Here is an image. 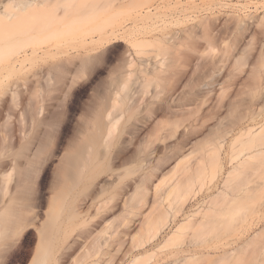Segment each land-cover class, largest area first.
Returning <instances> with one entry per match:
<instances>
[{"label":"rangeland","instance_id":"rangeland-1","mask_svg":"<svg viewBox=\"0 0 264 264\" xmlns=\"http://www.w3.org/2000/svg\"><path fill=\"white\" fill-rule=\"evenodd\" d=\"M252 1L255 0L54 1V6L57 7L56 12L60 15L55 19L56 21H52V23L48 25L45 24L46 20H38L34 23L35 25H32V27L34 26L32 29L34 32H37L38 30L36 29L39 28L38 34L42 39L35 44L39 46L41 50L39 49L40 51L37 53L30 54L26 58H23L22 64H17L13 69L8 65V59L0 55V152L6 149L11 157L17 153V158L22 163L27 160V157H31L37 162V166L40 168L38 183L43 184L41 189L45 197V201L40 206L42 211L47 208L50 197L61 187L59 186L60 184H58L60 182L58 179V169L61 165L68 139V136L63 131L65 116L70 115L72 122L74 124H80L85 133L86 130L94 128L96 114L100 111L99 109L103 105H113L114 92L124 96L130 92V88L133 89V85L131 84L136 82L134 83L138 84V86L134 85V88L136 87L135 89L138 90V93L136 92V97L139 96L140 88L145 90L144 93L140 90L143 94L139 96L140 102L143 99L145 100L144 102L147 101V103L143 102L144 105L149 104L148 106L151 105L154 107L159 104L166 106L168 104L173 105L174 103L176 106V104L179 103L181 104L179 106H182L185 110L177 106L176 108H180V110L179 112L176 111V113H180L181 111V113H183L184 111V116V113L180 114L185 121H183L182 118V125L176 126L178 130H176V134L170 141H166L168 148L164 149L161 147L162 150H159L157 154L155 153L152 157H149L147 164L143 166H138L136 164L137 157L142 155L147 144L151 140H154L155 134H152L154 132V123L156 122L160 126H166L170 121L169 119H174L175 116L172 117L167 109H165V113L168 114L156 115L154 119H151L154 122L151 121V123H149L150 125H147V127H141L142 129L137 132L138 134L133 130H130V132L127 131L129 130L127 128L122 134L118 135V130H116V135L111 147V155L118 150H128L132 155L131 161L123 165H118L121 171H123L125 166L129 168L128 176L125 179L128 183L127 192L133 193L138 184L139 177L143 172L149 174L152 171L155 172V175L151 177L148 183V193L143 206L138 209V206L135 205V200H132L130 203L131 205L123 210L122 202L119 199V205L114 212L116 221L121 218L126 210L130 209L135 212L147 213L148 215H158V204L154 202L156 198L154 195V185L161 180V191H159V193L164 195L174 183L184 179L185 175L182 171V167L186 161L185 164L187 165V163H194L200 158H203L202 167L196 171L193 170L188 172V175L194 178L192 182L189 181L186 185L182 183L179 188L172 192L170 196L174 199L172 208L168 206L167 201H164L165 207L169 210L168 219L171 218L172 222L162 226L163 221H158L156 228H159V233L156 237L149 239L151 231L145 226V229L140 231V227L137 223L138 216H136V223L132 226L130 232L134 235L133 237L136 238V243L144 241L143 247H139V249L132 248L131 255H144L136 264H152L158 255L162 257L163 264H168L172 260V258H166L170 251L177 250L184 246L186 247V245L198 251L196 257L187 264H241L242 250L245 246L246 239L249 240V244L247 245L248 250H256L258 248L257 233L260 232L264 234V153L259 154V156L256 155L257 157L245 163L240 169L230 173L228 172L231 170L232 164L226 161L230 153H232V150L229 149V146L227 147V144H229L233 135L236 134V131H238L239 128L258 126L264 121V107L263 110L261 109L260 111V113H262L260 114L261 116L259 114L255 116L256 118L259 117L258 119L255 118V120H252L250 115V118L248 117L253 106L251 107V103H249L251 108L249 107L250 109L247 110L246 104L248 105L249 102L247 99L250 98H246V94L248 93L240 90V84L241 87L243 86L241 89L247 90L244 88V83L242 85L243 81H238V79L241 81L242 78H244L243 80L249 79V75L247 74H249L248 70L251 68L250 64L254 67L252 63L255 65L259 63L260 56L257 55L259 54L257 48L260 47H256L258 46L256 44L254 48L257 49V52L256 49H252L253 53H251L250 49L253 48L252 45H255L254 43H251L252 47L249 45L246 46L243 41L247 40H243L241 34H237L233 29H231V34H233V36L228 35L230 32L228 25L234 22L233 20L237 15L244 16V14L247 13L245 15H247L248 18V16L250 17V13H252L253 16L264 13V7L259 8L260 10L255 9V5H253L254 2ZM103 2H106V5L108 4L106 10L108 11V9H111V12L108 11L107 13L105 10L102 13L100 12L99 14L101 16H98L97 20L108 16V14H112L113 16H108L109 19L106 17L107 19L104 21L103 30L105 31L111 27L118 26V28H120L118 33L120 34L118 35L119 37L117 36L110 44L100 47L98 43H87L91 37L97 38L101 31L94 28L95 19L86 22L83 21L82 18L86 12H92L97 8L95 5L100 3L102 5ZM84 5L89 8H85ZM92 5L94 6L91 7ZM100 6L98 5V7ZM144 9H150V11L148 14L146 13L147 15L145 14L146 16L140 18L141 14L137 13H142ZM102 14H104V16ZM229 15L235 17L231 16L229 18ZM244 17L246 20H250L251 18L247 19L246 16ZM226 18L228 22L230 21L229 23H224L226 22ZM204 20L209 21H206L208 26L211 22V24L214 23L217 25V28L214 27V31L212 29L209 31L210 27L207 28L210 34L214 33L213 39L215 37L216 39L221 37L222 33L224 34V31H226L227 33H225L224 36L226 35V39L231 42L228 41V43L234 47L237 45V49L235 47L236 50L232 51V55L230 54L232 53L231 51H228L229 53H227L226 50V53L222 52L224 57L225 54L226 56L231 55L230 59L226 57L227 60L226 58L223 60V56L221 57V55H223L221 51H223L225 47L223 44L226 43L223 42V40L225 41L224 36H222L223 38L221 37L222 40L221 38H218V40L215 39L216 42H210L212 40L208 38L211 44H207L208 46L206 45L207 41L205 40L207 39L205 38L204 40V37H202L205 29L202 30L200 28V24L203 26L205 23ZM203 21L204 23H200ZM146 22L152 24L153 28L156 27L158 30L153 29L150 33H144V26L147 25ZM143 24L144 26H141ZM225 24L227 27L224 26ZM210 26L213 27L214 25ZM53 27L58 29V34L54 36L46 35ZM135 27H137L138 30ZM192 28L193 30L195 29V33L194 31H192L193 33L189 32V29L192 30ZM133 29H135V31ZM163 29L164 31H161ZM139 30L143 31L138 34L133 33H137ZM131 31L132 33L130 34ZM187 31L189 35H194L191 36V38L187 35V37L189 36L188 40L186 39V34H188ZM207 31L205 30V32ZM220 32H222L221 35H219ZM142 33H144L143 36L140 35ZM170 34L171 37H168L169 39H172L173 34L176 36L172 41L168 38H164ZM205 34L204 36L206 37L207 34ZM217 34L218 37L215 36ZM248 34L251 36V32ZM213 35L208 34V36ZM237 35H239L238 37L242 40L240 41L241 43L238 41L239 39L236 40ZM132 38H140L145 42L135 47L131 44ZM233 39L236 41H231ZM174 41L176 44H174ZM237 41L238 43H236ZM230 44H228L229 46L226 45L227 49L232 47ZM31 45V43L28 44V47L26 46L27 49H29ZM209 45H211V47H209ZM241 46H245V49H242ZM238 47L241 49H238ZM23 49H25L24 46L18 48L19 51ZM98 54H100V56ZM233 55L240 60H233V58H235ZM96 56L98 57L96 58ZM244 57H247L249 61L247 58H245V60ZM256 57H258V60H256ZM128 59L132 60L133 63H137H132L137 67L132 68V66H129ZM225 60L228 61V63ZM241 60H244L243 62L245 64L247 63L248 67L244 63L242 64L243 66L238 65L241 64ZM147 61L151 63H147L149 66L146 64ZM236 62L238 64L234 66ZM143 64L147 66V69ZM244 68L246 70L248 68L245 73H238V75H242V77H239L235 73L234 76V74L231 73V71L240 72L239 69H241V71L243 69L244 71ZM148 70H156L158 74L154 72V75L153 71L151 73ZM132 74L133 77L136 78L132 77L131 81L133 83L130 82L129 84L128 78L130 77L128 76H132ZM137 75H140V80L147 83L146 87L142 85V81L137 79L139 78ZM151 75L153 78H150L149 81L147 80L148 77L145 80L144 78L142 79V76L151 77ZM229 75L232 77H228ZM236 77L238 79H236ZM212 79L215 82H213ZM234 79H236L235 84L239 85V93L238 88L236 89L238 85L234 87V82L232 83L233 85L229 84L232 80L234 81ZM225 80H228V86H226L227 83H225V85L222 83ZM207 83L209 85H207ZM128 84L130 85L129 87ZM231 85L232 87L229 89ZM224 86L228 89H226L227 91H222L221 88L225 89ZM233 87L234 90L236 89L235 91ZM219 88L221 92H219ZM208 89H212L213 91H208ZM262 90L263 92L258 93V95L264 94V89H261V91ZM219 93L221 94L220 96ZM171 94H173L172 98ZM204 94L208 102L201 104L200 100L202 101V99H205V97H203ZM222 94H224L223 97ZM175 95L178 99L173 97ZM190 95H192V97ZM184 96H186V98ZM207 97H210L212 101H209ZM180 98H183V102L180 101ZM242 98L246 99L248 102L245 104L244 102H246V100ZM188 99H190V101L194 100L190 102ZM230 99L234 100V105ZM237 99L239 102H236ZM240 100L241 102L244 101L243 104L245 105H243ZM238 103L241 104L239 105ZM175 106L172 107L174 108ZM235 106L236 110L234 111ZM122 107L123 106L118 108ZM245 109L246 111H244ZM237 111L242 117L249 111L246 116L252 121H248V118L244 119L246 116L241 118V122L238 120L239 123L233 121ZM243 111L244 114L242 113ZM114 112L120 113V109L116 108ZM181 115L179 116L177 114L178 117H181ZM239 115H237L238 118L241 117H239ZM169 116L170 118H167ZM195 117L198 118V120ZM126 118V114H123L116 124L117 129H120L126 124ZM133 121L134 119L130 122L133 123ZM230 121L231 123H237V125L233 123V126L230 125ZM217 122L220 123V127ZM190 124L193 125L191 126ZM140 126L141 125L138 127ZM170 126H166V128L168 129ZM225 126L229 128L230 133L227 131L228 129L225 130ZM229 126L233 128L232 132ZM197 130L198 132H196ZM217 130L218 132L216 133ZM222 131H227L229 134H223L225 132ZM213 132L216 133L215 136L219 134V132V135H221V133L224 135H217L218 138H214L219 140V137H224L223 139L220 138V140H224V146L220 150L224 163L221 169L211 162V156L206 150L214 144L213 142L210 146L209 142L210 139L214 137H212ZM262 134L256 136L258 139L254 137L256 139L254 140L255 142H251V139L247 140V138H245V142L248 144L251 142L249 145L246 143L248 147L243 143L245 139L244 136L242 137L241 141L244 139L242 144L239 143L235 148L239 150V152H235L236 154H243L241 157L238 155L239 159L243 158V156L245 157L246 153H249L247 150H254L255 146H258V143L259 147H264V134ZM214 139L211 140V142H216ZM206 140H208L207 143L205 142ZM155 142L158 143L159 141ZM160 146H163V144ZM242 148L248 149H246V152L241 153ZM177 153L190 154H188L187 159H184L186 161L183 160L182 163L176 165L174 158L177 156ZM166 159L168 161H166ZM157 164H161V168L158 170L154 168L153 170L151 166L155 167ZM133 165H137V167H133ZM105 178H107V176L103 175L98 180L95 185L96 192H99L104 186ZM106 181L108 183L109 180ZM93 187L92 185L90 189ZM236 196H238V198ZM233 197L237 199L235 200ZM152 204H154V207L150 210ZM174 206L177 207L176 210H174ZM200 220L203 221V223H199ZM251 221L254 223L252 224ZM181 223L183 227L178 237L164 243L166 238L169 237L173 230ZM149 227L150 222L148 223V228ZM240 230H242V232L246 231L242 234ZM35 235L36 231L34 229H31L30 233L27 235L32 238V242L28 246L29 249L34 245ZM86 249L87 244L85 245L84 243H78L70 248L67 247L66 252H68V255L64 264H73L75 257L82 251H86ZM109 250L112 251L111 253H114L111 247ZM107 251L108 248L105 246L101 249V252H99V264H102V261L108 257V255L104 254ZM130 259L131 257L129 258L128 256L126 261L122 264L127 263ZM91 260L92 258H89L82 264L90 262ZM114 262L115 260L110 262V264H114ZM250 264H253L252 261Z\"/></svg>","mask_w":264,"mask_h":264},{"label":"bare ground","instance_id":"bare-ground-1","mask_svg":"<svg viewBox=\"0 0 264 264\" xmlns=\"http://www.w3.org/2000/svg\"><path fill=\"white\" fill-rule=\"evenodd\" d=\"M54 1L56 0H4V1H0V55L8 59L9 61L8 65L12 69L15 68L17 64H22V61L24 60L23 58H26L28 55L37 53L38 51L41 50L40 47L35 44L42 39L38 34L39 28L36 29L38 30L37 32H34L32 30L34 26L32 27V25L38 20H46L45 24H48V25H50L52 21H56L55 19L58 18L60 15L59 13L56 12L57 7L54 6ZM60 1H63V0H59V2ZM252 2H254L253 5H255V9L257 10L259 8L264 7V0H255ZM98 5L100 6L101 3ZM98 5H95V7L97 8H95L92 12H86L82 20L89 22L95 19L94 28L101 30V31L98 34L97 38L91 37L87 43H98L99 46L102 47V46H106L110 44L111 41H114V39L117 38V36L120 34L118 33L120 31V28H118V26L117 27L114 26L108 30H105V31L103 30L105 19H107L108 16L111 17L113 15L108 14V16H106L107 18L103 17L97 20L98 16H101L99 14L100 12L102 13L104 10L105 12L107 11L106 8L108 4L106 5V2L105 3L103 2L102 5L104 7L102 5L98 7ZM93 6L94 5H92L91 7ZM85 8H89V7L85 6ZM110 10L111 9H108V11ZM149 11L150 9L148 10L144 9L142 13L139 12L137 14H141L140 18H142L146 16ZM245 14L244 16H246L247 18V15ZM102 15L104 16V14ZM249 15L250 17L253 16L252 13H250ZM231 16L233 15H229L228 17L230 18ZM244 16H240V15H237V17L233 16L235 17V19L233 18L234 22L231 25H228V28L230 30L228 35L233 36V34H231L232 33L231 29H233L235 30L237 34L238 33L241 34L242 37L241 36L240 37L243 38V40H247V41H243V43L245 42L246 46L248 45L251 46V43L252 44L254 43L255 45H252L253 48L250 49L251 51L249 50L251 53H253L252 49H256L254 48L256 44L258 45L256 47H260V48H257L259 51V54L257 55L260 56L258 65L255 62L256 65L252 63L254 66L252 67V65L249 62L251 66L250 70H248L247 68V70L249 71V74H247L249 75V77L248 76L247 77L249 79L243 80L244 78H242V80L240 81L236 77V79H238L239 82L243 81L242 85L244 83V88L249 91L248 92L247 90L241 89L243 86L241 87V84H240V90L248 93L249 96L248 94H246L247 95L246 98L248 97L250 98V99H247L249 102L246 99H244L245 97L242 99L246 100V102L244 101L241 102V100L240 102L242 104L243 102L245 104L248 102V105L246 104L247 110L253 106L252 110L250 111V114H248V117L250 115L252 120H255L256 115L258 116V114L259 115L262 114L260 113V111L261 109L263 110V107H264V94L258 95V93L263 92V90L261 91V89H264V13L260 15L257 14L251 18L248 16L250 20H246ZM226 19H225L226 22L224 23H229L230 21L228 22V19L227 20ZM204 21L200 22V23L205 24V25L203 24V26L202 24H200V28L202 30L205 29L207 31V28L209 27H210L209 31L210 29L213 30L214 27L217 28L216 24L214 23L211 24L212 22L209 23L210 25H214L213 27H211L210 25L208 26L207 24V22L209 21L207 20H204ZM146 24L147 25L145 26L144 24L141 25V26H144L145 28L144 33L146 32L150 33L153 31V29L154 30L157 29L156 27L153 28L152 24H149L147 22ZM224 26L227 27L226 24ZM135 28L137 29V27ZM193 28L192 30L189 29L190 30L189 32L194 31L195 33V29L193 30ZM133 30L135 31V29ZM205 30H204V33L202 31L203 33L202 37H204V40L205 38L207 39L205 40L207 41L206 45L211 44L210 42H213V41L216 42L218 38H221L222 36H224L225 33H227L226 31H224V34H223L222 33L223 31H222L219 34L221 35L222 33L221 37H218V34H217L215 36H217L218 38L216 39L215 37L213 39L214 33L210 34L209 31H207L209 32L207 33L205 32ZM212 30H211V33H212ZM142 31L139 30L137 33L136 32H133V33L138 34L139 32H142ZM161 31H164V29ZM58 32H59L58 29L53 27L46 35L54 36V35H57ZM249 32H251L250 34L251 36H249L248 34ZM131 33L132 31L130 32V34ZM144 33L140 35L143 36ZM204 34L206 35V37L204 36ZM208 34L213 35V36H208ZM187 35H189V33L186 34L187 40L191 38V36H194V35H189L190 37L188 36L189 37L188 38ZM239 35H237V38L236 37L234 38H236V40L239 39L238 41L240 42L242 40H240V38L238 37ZM133 37H137V36H133ZM168 37H171V34L165 36L164 38H168ZM174 37L176 38V36L173 34L172 39H174ZM208 38L212 41L209 42ZM132 39H131V44L132 46H135V47L136 45H141L143 44V42H145L143 41V39H140V38L138 39L136 38L133 40ZM172 39L170 38L169 40L172 41ZM224 39H225V41L223 40L224 43L225 42L228 43V41L230 42V40H227L226 37ZM230 39H231V36H230ZM231 41H234V39ZM238 41L236 43H238ZM166 42H167V39H166ZM30 43L32 45L29 47V49H27L28 44ZM226 43L223 44V46L225 47L223 51H221V53L222 52L226 53V51L227 53H229L228 51L232 52L237 49L236 43H235L236 49L234 46L230 44L231 42L228 43L230 44V46H232L229 48L230 50L227 49L226 45L228 44ZM174 44H176L175 41H174ZM22 46H24L25 49H23L22 51H19L18 48ZM209 47H211V45H209ZM244 47L245 46H241L242 49ZM241 48L238 47V49H241ZM257 49H256V52H257ZM230 54L232 55L233 52ZM98 55L100 56V54ZM222 56H223V60L226 57L227 58L229 57L228 59H230V56H226V54H225V57H224V54L221 55V57ZM97 57L98 56H96V58ZM245 58L247 57H244V59ZM237 59L239 58H236V57L233 58V60L235 61ZM256 60H258V57H256ZM241 61H242L241 64H238L236 62V64L235 65L233 64V65L236 66L238 64V65L243 66L242 64L244 63L243 62L244 60H241ZM226 62L228 63V61ZM132 63H133L132 60H129V66H132V68L137 67L133 65L137 63H133V64ZM147 63L151 64L148 61L146 62V64ZM144 64L143 66L146 65ZM148 64L147 66H149ZM245 65H247V63ZM147 66H145L146 69H147ZM153 68L155 69L154 66ZM150 70L148 71L151 73L153 71V74L154 72L155 74H158L156 70H152V71ZM239 70L240 72L231 71V73L232 74L235 73L236 75H238V73H242V72L245 73V71H247L245 68H244V71L243 69L242 71L241 69ZM131 73H132V70H131ZM133 74L132 76H128L130 77L128 78L130 80V81L128 80L129 84L130 82H132L131 78L133 77ZM231 75H229L228 77H232ZM238 76L242 77V75H238ZM137 77H139L137 78L138 80L141 79L140 75L139 76L137 75ZM133 78H136V77H133ZM143 78L144 80L147 78V80L149 81L150 78H153V77L152 75L151 77L142 76V79ZM231 79H228V80H231ZM236 79H234V81L232 80V82L229 81L230 82L229 84H232L233 82L235 84ZM228 80H225L226 82L224 81L222 83L225 85V83H227ZM140 81H142V85L146 87L147 83H145V81L143 80H140ZM213 82L215 81L213 80ZM134 83L131 84L133 85L132 86L133 89L136 88V87L134 88V85L138 86V84H134ZM129 84H128V87L130 86ZM229 84L227 83L226 86H228ZM207 85L209 84L207 83ZM232 85L229 86V89L230 87H232ZM236 85L238 84H235L234 87ZM245 86H247L248 88ZM234 87H233V90H234ZM237 88L239 90V85L238 87L236 86V89ZM133 89L130 88L129 89L130 92H128L124 96L118 94L117 92H114L115 95H114L113 105H109V106L103 105L99 109L100 110L98 112L99 114L98 113H97L98 115L96 114V121L94 124V128L86 130L85 133L83 132V129L81 128L80 124H74L72 122L70 115L65 116L66 118L63 123V131L68 136V139H67L66 150L61 160V165L59 166V169H58V179L60 180L58 184H60L59 186L61 187H59L58 191L55 192V194L50 197L48 206L44 211H42V209L40 208L42 203L45 201V197H44V192L41 189L43 184L38 183V179H39L38 177H40L39 175L40 168H38L37 162L34 161L31 157H27V160L22 163L18 160L17 153H15L13 157H11L9 153L6 151V149H3L0 152V248L9 246V245L11 246L9 247L6 255L0 256V264H9V262L10 264H64V261L68 255V252H66L67 251L66 248L67 247L70 248L73 245H77L78 243H84L85 245L87 244V249L86 251H82L79 255L75 257L73 264H82L84 261L88 260L89 258H92V260L84 264H99L100 258L98 254L99 252H101V249L105 246L108 248V251L104 254L108 255V257H106L102 261V264H110V262L114 260H115L114 264H122L126 261V258L128 256L129 258L131 257V259L125 264H136L144 256V255H131L133 247L139 249V247L144 246V241H140L139 243H136L135 242L136 238L133 237L134 235H132L130 232V230L132 229V226L135 225L136 223V216H138L137 223L140 227V231L145 229L144 226L149 231H151L149 239L156 237L158 235L159 228H156V224L158 221H163L162 226H164L165 224H168L169 222L170 223L172 222L171 218L168 219L169 210L168 208L165 207L164 201H167L168 206L172 208V204L174 200L170 197L172 192L175 189L179 188L182 183L186 185L189 181L192 182V179L194 178L192 176H189L188 172L193 171V170L196 171L200 167L203 166V158H200L194 163H187L186 165L185 163L187 161L184 159H187V156L190 153L188 154L177 153V156H175L174 158V160L176 161V165L182 163L183 160L186 161L184 163V166L182 167L183 168L182 171L184 172V175H185L183 180H178L176 183H174L172 187L167 192L164 193V195H161L159 193V191H161L160 190L161 180L159 181V183H156L154 185V195L156 197L154 202L158 204L157 206L158 215L156 214H155L156 216L150 215V214L148 215L147 213L135 212L134 210L130 209V210H126V212L117 221H116V218H114L115 216L114 212L119 205L118 203L119 199L122 202L123 210H125L127 206L131 205L130 203L132 202V200H135V203H136L135 205L138 206V209L143 206V204L146 201V196L148 193V183L151 180V177L155 175V172L153 171L150 174L147 172H143L139 177L138 184L136 185L133 193L127 192L128 183L126 182L125 179L128 176L129 168L125 166L123 171H121L119 168L120 166L118 165H123L131 161L132 155L129 153L128 150H118L113 155H111V147L113 145V139L116 135V130H118L117 131L118 135L122 134L125 130H127V128L129 129L127 131L130 132V130H133L135 133H137L143 127H147V125H150L149 123L153 121L151 119H154L156 115H159V114L164 115V114L169 113L171 114L172 117L175 116L174 119L172 117H171L172 119H169L170 125H172V123L173 125L170 126L168 122L167 123L168 125H166V126H170L168 129L166 128V126H162V125L160 126L156 122L154 123L153 125L154 132L152 133V134H155L154 140H151L147 144L145 149L143 150V154L137 157L136 164L138 166H143L147 164L149 157H152L153 154L155 153L157 154L159 150H162L161 147H163L164 149L168 148L166 141H170L173 138V136L176 134V130H177L176 126L182 125L181 120L183 117L181 114L184 113V111L183 113H181L182 112L181 111L180 112L181 114L176 113V111L179 112L180 110V108L179 109L176 108L177 106L184 109L182 106H179L181 105L179 103L176 104V106L174 105L175 103L173 105L168 104L166 106H163V105H160L159 102H158L159 105L155 107L151 105L148 106L149 104L144 105V103H147V101L144 102L145 100L142 99L141 101L142 103H141L139 101L140 100L139 96L143 95L142 93H144L145 90H142V88H140L139 94H138L139 96L136 97L138 90L137 89L133 90ZM212 89H208V91ZM221 89L222 91L228 90L227 88L225 89L221 88ZM221 89L219 90V92H221ZM140 90H142L143 92ZM240 90L238 91V93L240 92ZM172 95L173 94H171V98H172ZM220 95L221 94L219 93V96ZM190 96L192 97V95ZM223 96L224 94H222V97ZM173 97L176 98V95ZM184 97L186 98V96ZM203 97H205V99H202V101L199 99L201 104H203L204 102L205 103L208 102L205 94ZM203 97H199V98H203ZM176 99H178V97ZM180 99H181L180 101L183 102L182 100L183 98H180ZM208 99L209 101L211 100L210 97ZM188 100L190 101V99ZM193 100L191 101L193 102ZM231 101L233 102V105H234L235 103L234 100L232 99ZM236 102H239L238 99L236 100ZM249 103H251V107L249 106ZM117 106L118 107L123 106V107L118 108ZM172 106H175L174 107L175 109ZM116 108L120 109V113L114 112L116 111ZM165 109H167L168 113H165L166 112ZM235 110H236V106H235L234 111ZM244 111H246V109ZM244 111L242 112L243 114H244ZM122 113L126 114L127 116L126 118L127 126L126 124H124L123 127H121L120 129H117L116 124L118 120L122 117L123 115ZM247 113H249V111ZM177 114L179 116L181 115V117H178ZM246 114H244V116H246ZM184 115L185 113L183 114V116ZM237 115H239L238 111L236 112V116L234 117V120L233 119L232 120L236 122H238L239 120V122H241L242 121L241 118H243L244 116L242 117V115H239V117L240 116L241 117L238 118ZM248 117L246 116L244 117V119ZM167 118H170V116ZM133 119H134L133 123L130 122ZM196 119L198 120V118ZM252 120L249 119L248 121H252ZM183 121H185L184 118H183ZM177 123L178 124L181 123V124L178 125ZM220 123L218 124L219 127H220ZM232 123L230 121V125H232ZM136 124L137 125L139 124L141 126L138 127L139 125L137 126ZM233 124L237 125V123H233ZM190 125L192 126L193 124H190ZM226 127L227 126L224 127L225 130L228 129L227 131L229 132V128L228 127L226 128ZM232 129L233 128L231 127L230 129L231 132H232ZM227 131H222V132H225L223 134L228 135L230 132L228 133ZM196 132H198V130ZM217 132L218 130L216 131V133ZM216 133L213 132L212 134V137L214 136L213 139L215 137L218 138L217 135L220 134L219 132V134L215 136ZM262 133L264 134V121L260 123L258 126H249L246 128H239L238 131H236V134L233 135V137L230 139L229 144H227V147L229 146V149L232 150V151L230 150L232 153H230V155L228 156V159H226L228 163L232 164L231 170L228 173L240 169V167H242L245 163L250 162L251 159H253L254 157H257L256 155L259 156V154L264 153V147L263 148L259 147V143H258L259 141L256 142L258 143V146H255L254 150L253 149L247 150V152L249 153H246L245 157L243 156V158L239 159V157H241V155L243 154L239 155L238 153L237 154L235 153L237 151L239 152V150H236L235 148L238 146L239 143L242 144V141L245 138H247V140L251 139L250 141L252 142L258 139L256 136L261 135ZM223 134L221 133L222 136H224ZM243 136H244V139L241 141ZM254 137H256V139ZM220 138L223 139L224 137H219V140L214 139L216 140V142L215 141L211 142V140H213L211 138L209 141L210 146H211V143L214 142V144H212L213 145L212 147H209L208 149H206L209 152V155L211 156V162L214 165H217V167L219 166L220 167L219 169L223 168V164H224L222 161L221 153H220V150L224 146V140L222 139L220 140ZM155 141H159V142L156 143ZM207 141L208 140H206L205 142L207 143ZM245 141L246 139L243 141V143H245L246 145L247 142ZM162 144L163 146H160ZM249 144L247 143V145ZM256 147H259V148H256ZM246 149L242 148L241 153L246 152ZM166 161L168 160L166 159ZM137 165H133V167H137ZM151 167L153 170L154 168L158 170L161 168V164H157L155 167L154 166H151ZM103 175L107 176V178L104 179V184H103L104 186L100 189L99 192H96L95 185L97 184L98 180ZM106 180H109L108 183ZM92 185L94 187L90 189ZM236 197L238 198V196ZM236 197H233V198L236 200L237 199ZM150 207H151L150 208L151 210L152 207H154V204H152ZM176 208L177 207L174 206V210H176ZM174 215H175V212H174ZM151 216H154V217H151ZM149 222H150V227L148 228ZM199 223H203V221L200 220ZM251 223L253 224L254 222L251 221ZM182 227H183V224L182 223L179 224L173 230V232L169 235V237L166 238L164 243L172 241L176 237H178L179 232L182 229ZM31 229H34L36 231V235H35L34 245L31 249H29L28 246L32 242V238L27 235L30 233ZM245 231L242 232V230H240V233L243 234L245 233ZM257 234H258V242H257L258 248L256 250L249 251L247 248V245L249 244V240L248 239L245 240V246L242 250L241 264H250L251 261L253 264H264V234L260 232H258ZM110 247H111V250L114 251V253H111L112 251L109 250ZM196 251H197L196 249L189 247V245H186V247L184 246L177 250L170 251V253L166 256V258H172V260L168 264H187L190 261H192L193 258L196 257V254L198 253V251L197 252ZM152 264H163L162 257L158 255V257Z\"/></svg>","mask_w":264,"mask_h":264},{"label":"snow or ice","instance_id":"snow-or-ice-1","mask_svg":"<svg viewBox=\"0 0 264 264\" xmlns=\"http://www.w3.org/2000/svg\"><path fill=\"white\" fill-rule=\"evenodd\" d=\"M9 247H11V246L9 245V246H5V247L0 248V256L6 255ZM9 264H10V262H9Z\"/></svg>","mask_w":264,"mask_h":264}]
</instances>
